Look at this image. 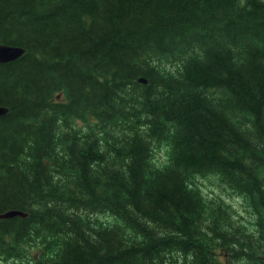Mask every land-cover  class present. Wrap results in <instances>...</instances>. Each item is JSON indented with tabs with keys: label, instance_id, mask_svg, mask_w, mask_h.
Segmentation results:
<instances>
[{
	"label": "trees",
	"instance_id": "16d2710c",
	"mask_svg": "<svg viewBox=\"0 0 264 264\" xmlns=\"http://www.w3.org/2000/svg\"><path fill=\"white\" fill-rule=\"evenodd\" d=\"M0 44V264H264V0H0Z\"/></svg>",
	"mask_w": 264,
	"mask_h": 264
},
{
	"label": "water",
	"instance_id": "95a60500",
	"mask_svg": "<svg viewBox=\"0 0 264 264\" xmlns=\"http://www.w3.org/2000/svg\"><path fill=\"white\" fill-rule=\"evenodd\" d=\"M24 53L25 50L21 47L0 44V64H6L15 61L23 56ZM141 82L146 83V81L143 79ZM8 112V108L0 107V117L6 116ZM16 217L27 218L28 214L18 210H10L0 214V220H10Z\"/></svg>",
	"mask_w": 264,
	"mask_h": 264
},
{
	"label": "rangeland",
	"instance_id": "374dc122",
	"mask_svg": "<svg viewBox=\"0 0 264 264\" xmlns=\"http://www.w3.org/2000/svg\"><path fill=\"white\" fill-rule=\"evenodd\" d=\"M60 100H62V96H61ZM62 101H65V99L63 98ZM163 154H164V150H160L159 155H163ZM200 181L204 184V189H205L206 193L210 194V192L214 189V187L210 183L211 181H213V179H211L210 177L209 178H202ZM215 191H217V189ZM226 200L229 204L234 206V208L236 210H238V212H242V213L244 212L241 199H239V198L233 199L232 197H227Z\"/></svg>",
	"mask_w": 264,
	"mask_h": 264
}]
</instances>
